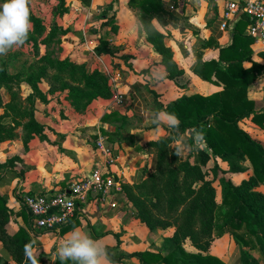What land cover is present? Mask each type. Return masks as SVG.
<instances>
[{
    "label": "crops",
    "instance_id": "crops-1",
    "mask_svg": "<svg viewBox=\"0 0 264 264\" xmlns=\"http://www.w3.org/2000/svg\"><path fill=\"white\" fill-rule=\"evenodd\" d=\"M34 1L45 11V0ZM128 1L63 0L61 4V0H53L52 7L56 5L58 8L52 9L49 18L52 21L55 16L61 26L68 24L69 34L74 40L85 37L87 42L93 39L101 44L107 42L114 55L105 50L102 54L96 53L107 67L122 74L119 90L124 96L123 104L114 105V91L109 78L110 94L95 99L84 110L76 109L68 89L49 91V84L42 83L44 97H34L28 106H24L30 115L28 122L25 121L18 129L16 139L0 144V193L6 196L14 211L15 222L11 231L20 227L27 229L37 242L35 255L46 253L48 264H55L59 259L56 254L58 243L70 231L61 233L60 230L50 232L34 228L31 216L22 205L23 199L26 195L70 191L73 182L88 174L98 162L103 163L104 159L95 146L98 133L106 136L117 157L115 165H110L108 170L118 176L125 172L122 187L105 196H90L87 202L78 204L72 219L78 222V228L93 239L102 241L106 248L119 246L128 255L163 250L165 239L173 235L175 228L150 230L137 217L133 203L124 190V186H135L143 181L145 171L153 169L155 151L148 145L149 142L166 138L172 131L167 126L158 128L152 124L147 114L164 111L168 104L184 95L210 96L223 89L201 79L193 71L198 59L218 60L220 47L232 43L236 23L232 22L228 30H222L220 6L212 0H165V15L157 19L159 26L156 28L167 36L174 61L184 72L176 82L169 78L162 58L148 43L144 32L129 33L128 24L133 19H139L140 11L130 8ZM251 48L252 59L264 65L261 55L264 43L253 42ZM80 54L85 58H96L86 49L82 53L74 52V59H78ZM99 65L104 71V65ZM251 65L246 63L245 67ZM153 67H161L166 72L162 81L151 78ZM252 87H256L257 91H251ZM249 97L256 102L257 110H264L263 74L250 85ZM113 111L118 115L105 121L104 117ZM3 112L4 108L0 114ZM31 118L36 125L27 127ZM240 127L264 144V126L248 118L240 122ZM174 141L182 142L184 150H189L183 138L176 136ZM219 165L228 170L226 162L219 160ZM225 176L240 184L251 176V172H227ZM258 190L264 193V184ZM112 203L116 206L112 207ZM3 248L0 242V256L4 253ZM187 248L193 250L190 245ZM210 254L227 264H237L239 259L237 245L224 236L214 240ZM9 264L17 263L10 260ZM111 264L141 263L136 257H131Z\"/></svg>",
    "mask_w": 264,
    "mask_h": 264
},
{
    "label": "trees",
    "instance_id": "trees-1",
    "mask_svg": "<svg viewBox=\"0 0 264 264\" xmlns=\"http://www.w3.org/2000/svg\"><path fill=\"white\" fill-rule=\"evenodd\" d=\"M165 5V0L128 1L130 8L140 11L139 20L145 23L146 40L162 58L169 78L178 82L184 72L174 61L167 36L150 24L153 18L161 19L165 15ZM248 25V17L242 15L234 26L232 43L220 47L218 60L200 58L193 67L201 79L223 89L210 96L184 95L168 104L164 111L179 118V127L172 128L168 137L149 142L155 151L153 169L145 171L146 178L137 185L124 186L137 217L150 230L175 228V232L165 239L161 251L128 255L119 246L107 248L111 262L136 257L141 264H227L210 254V248L216 238L229 233L236 239L239 250L237 264H264V193L258 190L264 184V144L240 127V122L248 118L264 126V110H257L256 102L249 97L250 85L264 75V65L252 59L254 40L247 33ZM102 44L108 54L114 55L107 42ZM261 55L264 58V53ZM246 63H251V67H245ZM58 68L54 80L62 89L69 90L77 110L86 109L95 99L110 93L107 87L98 88L96 84L93 93L87 92L88 83H95V74L77 73L79 66L76 64L63 60L58 62ZM0 79L8 80L3 65L0 66ZM114 115H118L117 112L113 111L104 120ZM28 118L26 108L12 98L0 114V144L16 139L18 129ZM28 125H36L33 118ZM194 128L204 133L205 144L201 148L193 147ZM176 136L189 146L185 158L175 155ZM219 160L228 164L227 171L222 170ZM226 172H251V176L235 184L225 176ZM216 182L221 187V203L217 201ZM158 213L169 218H161ZM13 222L14 211L6 196L0 193V242L4 246L0 264H9L10 260L26 264L25 245L31 243L33 249L37 245L27 229L20 227L11 231ZM77 226L78 222L71 219L60 232L71 231ZM36 257L39 264H48L46 253ZM55 264L74 262L57 259Z\"/></svg>",
    "mask_w": 264,
    "mask_h": 264
},
{
    "label": "rangeland",
    "instance_id": "rangeland-1",
    "mask_svg": "<svg viewBox=\"0 0 264 264\" xmlns=\"http://www.w3.org/2000/svg\"><path fill=\"white\" fill-rule=\"evenodd\" d=\"M2 2L3 0H0V3ZM52 2L53 0H45L46 6L44 11L37 4V1L30 0L29 8L32 28L27 42L22 47L9 51L7 55L0 56V66H4L6 75L8 76L7 81L0 79V112L12 98L17 99L23 106H28V102H31L34 97L43 98L44 93L40 85L42 83L49 84V91L61 89L62 85L54 80V76L59 71L58 62L63 60L79 66L76 70L79 74L85 71L95 74V83H88V87L85 89L88 90L87 92L93 93L92 88L95 84L98 88H103L104 86L108 88L107 75L101 70L103 67L99 65L100 63L104 65V61L102 62L95 57L96 60L91 57L85 58L81 54L77 56L78 59H74L73 56L74 52L82 53L83 50H88L87 43L89 42L93 43L91 47L95 51L102 54L105 50L103 44L97 39L87 42L85 37L74 40L72 39V35L69 34L70 27L68 24L61 26L55 16L50 21L52 9L58 8L56 5L52 7ZM60 8L61 6H59V10ZM85 90L84 92L87 93ZM252 90L256 92L257 88L252 87ZM103 94L104 92L101 93V95ZM109 94L106 93L102 97ZM173 145H176V141H174ZM188 154L189 150L187 149L181 153V156L185 158ZM215 186L218 192L217 201L221 203V187L218 182L215 183ZM161 207L163 209V205ZM158 214L161 218H169L161 213ZM224 237L231 241L233 240V243L236 244V239L233 235L227 233ZM231 250H233V247Z\"/></svg>",
    "mask_w": 264,
    "mask_h": 264
},
{
    "label": "built area",
    "instance_id": "built-area-1",
    "mask_svg": "<svg viewBox=\"0 0 264 264\" xmlns=\"http://www.w3.org/2000/svg\"><path fill=\"white\" fill-rule=\"evenodd\" d=\"M212 1L222 8V30H228L230 23H237L242 15H246L249 19L248 35L256 43H264V0ZM92 44V42L87 44L88 50L103 62L99 54L91 47ZM104 72L114 91V105L123 104L124 96L119 90L122 74L107 67L106 64H104ZM95 146L104 162H98L88 174L73 182L70 191H58L46 195H26L24 197L22 205L31 216L34 228L57 232L75 217L78 204L87 202L92 195L101 194L105 196L111 194L117 187H122L121 181L125 172L118 176L108 170L110 165H115L117 157L112 147L108 145L106 136L98 133ZM115 206L112 203V207Z\"/></svg>",
    "mask_w": 264,
    "mask_h": 264
},
{
    "label": "clouds",
    "instance_id": "clouds-1",
    "mask_svg": "<svg viewBox=\"0 0 264 264\" xmlns=\"http://www.w3.org/2000/svg\"><path fill=\"white\" fill-rule=\"evenodd\" d=\"M30 0H3L0 3V56L7 55L14 48L22 47L28 40L32 28L30 19ZM151 26L156 28L159 21L153 18ZM129 33L145 30V23L139 19H133L128 24ZM166 72L161 67H153L151 78L162 81ZM151 123L168 128H178L179 118L174 113L157 110L148 112ZM193 140L195 148L204 146V133L202 129H193ZM185 149L182 142L176 143L175 155L179 156ZM56 254L60 261L71 260L74 264H111L109 253L104 243L93 239L89 234L78 227H74L58 243ZM26 264H39L32 244L24 247Z\"/></svg>",
    "mask_w": 264,
    "mask_h": 264
}]
</instances>
